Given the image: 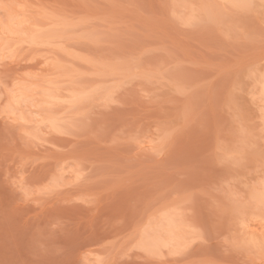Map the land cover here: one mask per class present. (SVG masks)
<instances>
[{
  "label": "rangeland",
  "instance_id": "374dc122",
  "mask_svg": "<svg viewBox=\"0 0 264 264\" xmlns=\"http://www.w3.org/2000/svg\"><path fill=\"white\" fill-rule=\"evenodd\" d=\"M263 89L264 0H0V264H264Z\"/></svg>",
  "mask_w": 264,
  "mask_h": 264
},
{
  "label": "bare ground",
  "instance_id": "6f19581e",
  "mask_svg": "<svg viewBox=\"0 0 264 264\" xmlns=\"http://www.w3.org/2000/svg\"><path fill=\"white\" fill-rule=\"evenodd\" d=\"M18 24H19V23H18ZM37 31H38V30H37ZM41 31H42L41 33H42V35H43V30H41ZM29 32H30V31H28V34H29ZM41 33H38V34L41 35ZM28 34H27V35H28ZM33 34H34V33H33ZM33 34L30 35V36H31L30 38H33V42H34V40H36L35 37H37L36 35H38V34H37V33H36V35H35V34L33 35ZM50 34H51V33H50ZM52 34H53V33H52ZM27 35H26V36H27ZM45 35H46V33L44 34V37H45ZM4 37H5V36H4ZM4 37L2 36V38H4ZM27 37H28V36H27ZM40 37H42V36L37 37V39H43V40L45 41L44 38H40ZM47 37H48V34H47ZM50 38H51V39H54V38H52V37L49 36L48 39H50ZM28 39H29V37H28ZM48 39H47V41H49ZM25 41H26V40H25ZM36 41H37V40H36ZM36 41H35V42H36ZM40 41H41V40H40ZM29 42H30V41H29ZM38 42H39V41H38ZM38 42H37V43H38ZM45 42H46V41H45ZM27 43H28V42H27ZM51 43H52V42H51ZM30 44L33 45V43H30ZM39 44H41V42H39ZM45 57H46V56H45ZM46 58H48V57H46ZM46 58H45V59H46ZM50 58H51V57H50ZM50 58H49V59H50ZM50 60H51V59H50ZM43 61H44V60H43ZM45 61H46V60H45ZM45 61H44V62H45ZM51 61H53V60H51ZM45 63H47V62H45ZM58 63H59V62H58ZM61 64H62V63H59L60 67H61ZM59 65H57V69L60 68ZM64 65H65V64H63V66H64ZM52 67H53V66H52ZM55 68H56V67H55ZM57 69H54V70H57ZM61 69H62V68H60L59 70L61 71ZM59 70H58V71H59ZM67 70H68V69H67ZM58 71H54L53 73H55V72L57 73ZM70 71H71V70H70ZM72 71H73V70H72ZM66 72H67V71H66ZM74 72H75V71H74ZM74 72H72V74H74ZM70 73H71V72H70ZM67 74H68V73H67ZM44 81H45V80H44ZM51 81H55V80H53V79L50 80V84H51ZM57 82H58V81H57ZM52 84H54V83H52ZM52 84H51V85H52ZM56 84H57V83H56ZM56 84H54V85H56ZM45 87H46V86H45ZM53 87H54V86H53ZM53 87H52V88H53ZM44 89H45V88H44ZM47 89H48V88H47ZM263 90H264V89H263ZM46 91H48V90H46ZM49 92H50V91H49ZM51 92H52V91H51ZM45 93H46V92H45ZM53 93H55V91H54ZM49 94H50V93H49ZM44 96H46V95H44ZM53 96H54V95H53ZM53 96H52V97H53ZM47 97H48V96H47ZM53 98H54V97H53ZM48 100H49V99H48ZM255 198H256L257 201L264 203V192L261 193L259 196H255ZM164 230H165V229H164ZM167 231H168V230H167ZM170 231H171V229H170ZM174 232H175V231H174ZM172 233H173V232H172ZM165 234H166V233H165ZM174 235H175V234H174ZM166 236H167V235H166ZM167 237H168V236H167ZM167 237H166V238H167ZM158 238H159V237H158ZM166 238H165V239H166ZM172 238H173V237H172ZM165 239H164V240H165ZM147 241H148V240H147ZM169 241H170V240H169ZM153 242H154V241H153ZM163 242H164V241H163ZM146 243H147V242H146ZM146 243H145V244H146ZM148 243L150 244L149 241H148ZM151 243H152V242H151ZM146 245H147V244H146ZM151 245H153V244H151ZM157 245H158V244H157ZM152 247H153V246H152Z\"/></svg>",
  "mask_w": 264,
  "mask_h": 264
}]
</instances>
